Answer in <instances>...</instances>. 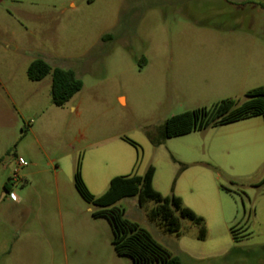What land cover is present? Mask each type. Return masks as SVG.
<instances>
[{"label":"rangeland","instance_id":"1","mask_svg":"<svg viewBox=\"0 0 264 264\" xmlns=\"http://www.w3.org/2000/svg\"><path fill=\"white\" fill-rule=\"evenodd\" d=\"M261 2L0 0V264H132L76 191L78 164L95 197L152 166L157 192L179 195L205 237L187 219L166 230L154 201L115 206L182 264H264L263 117L148 138L172 116L264 88ZM35 58L72 70L82 89L53 105L51 76L27 78ZM224 66L247 76L223 81Z\"/></svg>","mask_w":264,"mask_h":264},{"label":"trees","instance_id":"2","mask_svg":"<svg viewBox=\"0 0 264 264\" xmlns=\"http://www.w3.org/2000/svg\"><path fill=\"white\" fill-rule=\"evenodd\" d=\"M264 10V3H259ZM26 75L31 82H40L51 76L50 97L53 105L64 106L82 89V82L72 70L52 68L45 60L35 58L27 67ZM246 101L236 105L233 100H222L210 109L199 108L183 112L167 119L161 127L157 138L148 135L153 146L161 145L166 139L203 131L210 127L234 123L253 116H262L264 120V88H257L245 94ZM154 168L148 167L143 176L131 174L113 178L107 191L100 197L93 196L86 188L77 165L74 174V186L79 196L88 204L100 210L94 217L105 218L112 230V246L119 256L131 259L132 264H181L179 257L173 256L159 245L150 234L137 224L124 218L116 202L127 197H138L141 202L151 200L157 205L153 215L163 222L169 232H178L180 218L187 219L199 226V239L205 237L201 217L184 207L181 200L174 196H162L152 186ZM9 181L4 185L9 190Z\"/></svg>","mask_w":264,"mask_h":264},{"label":"crops","instance_id":"3","mask_svg":"<svg viewBox=\"0 0 264 264\" xmlns=\"http://www.w3.org/2000/svg\"><path fill=\"white\" fill-rule=\"evenodd\" d=\"M7 47V45H6ZM221 68V76L220 78L223 79V81H233V82H237L238 80H241L242 78H245L247 76V71H245V69L241 68V66H232V67H220ZM227 68V69H226ZM229 68V69H228ZM249 74V73H248ZM219 79V76H218ZM2 79L0 78V86H2ZM6 92V91H5ZM7 93V92H6ZM120 99V98H119ZM123 99V98H122ZM124 100V99H123ZM154 176V175H153ZM152 186L155 189L154 185H153V179H152ZM156 190V189H155ZM157 191V190H156ZM176 197H178L181 200L182 203V199L179 195L175 194ZM165 196H169V195H165ZM183 205V203H182ZM219 228L223 229V224H220V227H218L216 229V231H219ZM206 231H207V227H206ZM208 232V231H207ZM180 259V258H179ZM192 263L191 264H201V262H203L202 259H191ZM181 262V259H180ZM182 264V262H181Z\"/></svg>","mask_w":264,"mask_h":264},{"label":"built area","instance_id":"4","mask_svg":"<svg viewBox=\"0 0 264 264\" xmlns=\"http://www.w3.org/2000/svg\"><path fill=\"white\" fill-rule=\"evenodd\" d=\"M18 163H19L20 165H24V162L22 161V159H19ZM11 198L14 199V196L11 195Z\"/></svg>","mask_w":264,"mask_h":264}]
</instances>
